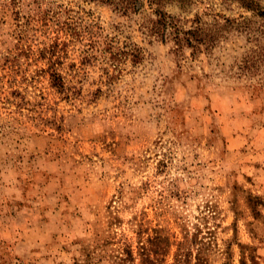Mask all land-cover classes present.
<instances>
[{"label": "rangeland", "instance_id": "374dc122", "mask_svg": "<svg viewBox=\"0 0 264 264\" xmlns=\"http://www.w3.org/2000/svg\"><path fill=\"white\" fill-rule=\"evenodd\" d=\"M152 9L0 0V264H264V16L168 2L189 46Z\"/></svg>", "mask_w": 264, "mask_h": 264}, {"label": "trees", "instance_id": "16d2710c", "mask_svg": "<svg viewBox=\"0 0 264 264\" xmlns=\"http://www.w3.org/2000/svg\"><path fill=\"white\" fill-rule=\"evenodd\" d=\"M101 2L108 3L114 7V9L122 11H135L137 6L142 7L144 2L153 8V13L156 15L155 20L152 22V25L146 26L147 30L151 33L160 37L161 40H165L168 36L172 35L175 43L178 45L182 41L189 46H193V41L201 44L212 45L213 40H215L216 35H218V30H211V34L203 32L202 28L198 26V22L195 25H192L190 28L183 29L182 25L179 23V19L171 15L170 13L163 10L168 2L174 0H98ZM181 5H184L186 1L191 0H176ZM226 1H235L241 7L251 10L253 13L264 16V8L260 3V0H226ZM226 21L228 19L226 18ZM205 45V48L207 46ZM133 57H137L136 53H130ZM51 82L54 86L62 87L63 80L62 75L58 71L52 70L50 72ZM148 238L146 241H140L137 245V255L139 257V264H163L164 256L166 255V245L160 244L155 239ZM136 256L134 250L128 245L124 248L122 255H118L117 264H136Z\"/></svg>", "mask_w": 264, "mask_h": 264}]
</instances>
